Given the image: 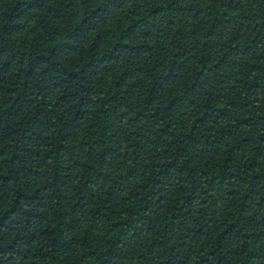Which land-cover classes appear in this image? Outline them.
I'll use <instances>...</instances> for the list:
<instances>
[{
	"label": "trees",
	"instance_id": "obj_1",
	"mask_svg": "<svg viewBox=\"0 0 264 264\" xmlns=\"http://www.w3.org/2000/svg\"><path fill=\"white\" fill-rule=\"evenodd\" d=\"M0 264H264V0H0Z\"/></svg>",
	"mask_w": 264,
	"mask_h": 264
}]
</instances>
